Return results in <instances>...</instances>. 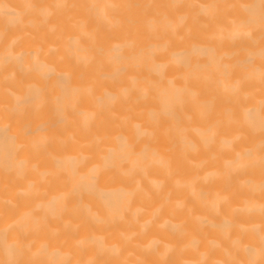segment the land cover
<instances>
[{
    "label": "bare ground",
    "instance_id": "6f19581e",
    "mask_svg": "<svg viewBox=\"0 0 264 264\" xmlns=\"http://www.w3.org/2000/svg\"><path fill=\"white\" fill-rule=\"evenodd\" d=\"M0 264H264V0H0Z\"/></svg>",
    "mask_w": 264,
    "mask_h": 264
}]
</instances>
